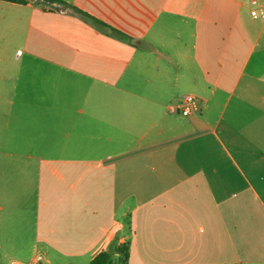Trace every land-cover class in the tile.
<instances>
[{
  "label": "crops",
  "instance_id": "crops-1",
  "mask_svg": "<svg viewBox=\"0 0 264 264\" xmlns=\"http://www.w3.org/2000/svg\"><path fill=\"white\" fill-rule=\"evenodd\" d=\"M63 1L134 45L0 1V264L112 244L129 264H264V0ZM8 161L27 188L2 185Z\"/></svg>",
  "mask_w": 264,
  "mask_h": 264
},
{
  "label": "rangeland",
  "instance_id": "rangeland-1",
  "mask_svg": "<svg viewBox=\"0 0 264 264\" xmlns=\"http://www.w3.org/2000/svg\"><path fill=\"white\" fill-rule=\"evenodd\" d=\"M26 167L24 166V163H20V162H14V161H8L5 165H2V170H6L7 171V176L6 178L1 180L2 185H7V186H14L17 188H27L28 185L30 184V178H28V175H26L24 173V171H26ZM47 212L45 211H40V221L41 223L43 221L47 220V216H46ZM64 214V212H63ZM65 215V214H64ZM66 216H68V213H66ZM21 216L15 217L14 220L16 222L18 221H25L20 219ZM31 233L35 234V225L31 227ZM58 242H56L57 244ZM48 244L44 243V242H38L37 243V249L40 253H43L45 251V246ZM2 245L4 246V249H21L25 254H23L24 257L28 258L32 251H35V239L33 241H23L21 243H17V242H4L2 243ZM61 245V244H60ZM63 245V244H62ZM75 245L77 246V243H75ZM63 247V249L65 250L64 252H66V254L64 256H60V259H54L55 261L58 260L55 263L58 264H69L72 262L76 263V264H90L89 263V257H86L84 254H76L73 259L72 258H67L65 257L66 255L72 253V252H76L74 250H72L68 245H63L61 246ZM98 250H101L102 247H98ZM58 256V255H57ZM117 255L113 254L112 255V260L114 262L117 261ZM42 260V259H41ZM40 260V262H41Z\"/></svg>",
  "mask_w": 264,
  "mask_h": 264
},
{
  "label": "trees",
  "instance_id": "trees-1",
  "mask_svg": "<svg viewBox=\"0 0 264 264\" xmlns=\"http://www.w3.org/2000/svg\"><path fill=\"white\" fill-rule=\"evenodd\" d=\"M11 4H21L28 5L31 2H36L43 5L44 10H56L58 7H53V5H59L61 8L65 9L71 7L68 3L63 0H0ZM73 8L77 13H79L86 22L93 25L97 30L103 31L105 34L122 41H126L128 43L132 42V39L122 33L121 31L114 29L108 24L88 15L87 13L79 10L78 8ZM116 254L118 257L117 261L114 262L112 260V255ZM130 246L128 244L116 245L112 244L111 246H107L100 251H98L92 258L90 264H129L130 260Z\"/></svg>",
  "mask_w": 264,
  "mask_h": 264
},
{
  "label": "built area",
  "instance_id": "built-area-1",
  "mask_svg": "<svg viewBox=\"0 0 264 264\" xmlns=\"http://www.w3.org/2000/svg\"><path fill=\"white\" fill-rule=\"evenodd\" d=\"M253 4H257L256 1H253ZM252 15L257 18L258 14L257 11H253ZM18 54H22V51H19ZM197 109V100L195 99V97L191 96V95H187L184 97L183 99V104L180 108L182 114L184 116H190L194 110Z\"/></svg>",
  "mask_w": 264,
  "mask_h": 264
}]
</instances>
